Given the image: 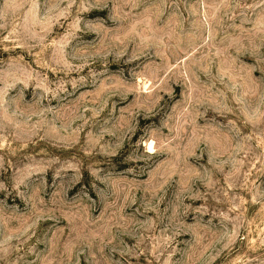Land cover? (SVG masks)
<instances>
[{
	"label": "rangeland",
	"instance_id": "374dc122",
	"mask_svg": "<svg viewBox=\"0 0 264 264\" xmlns=\"http://www.w3.org/2000/svg\"><path fill=\"white\" fill-rule=\"evenodd\" d=\"M0 264H264V0H0Z\"/></svg>",
	"mask_w": 264,
	"mask_h": 264
}]
</instances>
